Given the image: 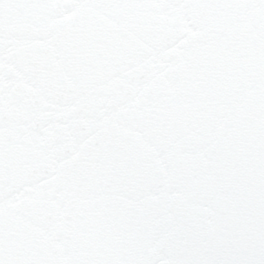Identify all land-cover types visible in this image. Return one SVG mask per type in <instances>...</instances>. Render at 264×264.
<instances>
[{"label": "snow or ice", "instance_id": "6c2138e0", "mask_svg": "<svg viewBox=\"0 0 264 264\" xmlns=\"http://www.w3.org/2000/svg\"><path fill=\"white\" fill-rule=\"evenodd\" d=\"M0 264H264V0H0Z\"/></svg>", "mask_w": 264, "mask_h": 264}]
</instances>
